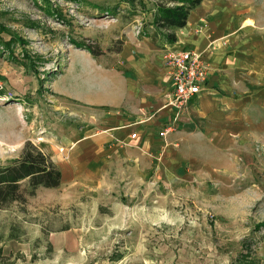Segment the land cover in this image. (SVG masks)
Returning <instances> with one entry per match:
<instances>
[{
  "label": "rangeland",
  "instance_id": "1",
  "mask_svg": "<svg viewBox=\"0 0 264 264\" xmlns=\"http://www.w3.org/2000/svg\"><path fill=\"white\" fill-rule=\"evenodd\" d=\"M143 1L0 0V161L30 140L60 169L57 185L0 204V264H264V109L262 125L213 155L211 181L197 186L163 182L153 154L126 140L96 139L120 124L93 115L85 85L107 98L122 49L150 45L155 0ZM202 6L196 28L215 14L264 77V0Z\"/></svg>",
  "mask_w": 264,
  "mask_h": 264
},
{
  "label": "crops",
  "instance_id": "2",
  "mask_svg": "<svg viewBox=\"0 0 264 264\" xmlns=\"http://www.w3.org/2000/svg\"><path fill=\"white\" fill-rule=\"evenodd\" d=\"M203 8L198 4L189 10L186 22L175 28L172 42L158 45L149 39L150 45H135L131 50L126 45L119 59V78L109 85L110 96L103 98L102 88L92 89L87 84L89 96L82 99L93 108V115L103 113L108 122L120 124L109 125V131L96 137L97 141L126 140L138 153L153 154V165L157 162L166 176L163 182L174 188H183L192 180L194 186L201 184V179L204 184L211 181L213 155L225 154L228 145L236 146L241 134L248 135L262 125L255 114L264 109L262 72L250 69L244 46L234 39L235 31L219 24L215 14L196 28L207 12ZM168 44L196 47L208 63L201 89L179 109L167 100L172 81L160 49ZM152 46L157 48L158 58ZM161 129L163 135L158 132ZM224 177L214 175L218 180Z\"/></svg>",
  "mask_w": 264,
  "mask_h": 264
},
{
  "label": "trees",
  "instance_id": "3",
  "mask_svg": "<svg viewBox=\"0 0 264 264\" xmlns=\"http://www.w3.org/2000/svg\"><path fill=\"white\" fill-rule=\"evenodd\" d=\"M124 1L134 7L137 3L145 6L143 0ZM200 2L201 0H155L150 9V28L145 27L143 34L159 44L174 41L175 28L186 22L189 10ZM105 10L109 12L111 9L105 7ZM13 40L11 37L4 43L7 45ZM76 45L85 47L93 56L98 54V51L101 52L84 40L78 41ZM23 179L26 180V186L21 188ZM59 182V167L38 145L25 140L18 156L7 162L0 161V204L11 200L23 201L26 194H32L38 185L52 187Z\"/></svg>",
  "mask_w": 264,
  "mask_h": 264
},
{
  "label": "built area",
  "instance_id": "4",
  "mask_svg": "<svg viewBox=\"0 0 264 264\" xmlns=\"http://www.w3.org/2000/svg\"><path fill=\"white\" fill-rule=\"evenodd\" d=\"M160 51L162 63L172 81V91L167 100L179 109L201 89L208 74V63L196 47L168 44ZM158 132L160 135L165 133L164 129ZM134 135L131 132L130 136Z\"/></svg>",
  "mask_w": 264,
  "mask_h": 264
}]
</instances>
